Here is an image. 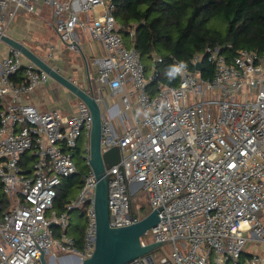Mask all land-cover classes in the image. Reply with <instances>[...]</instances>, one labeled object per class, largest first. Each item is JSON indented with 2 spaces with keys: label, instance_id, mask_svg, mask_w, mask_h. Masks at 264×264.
<instances>
[{
  "label": "built area",
  "instance_id": "obj_1",
  "mask_svg": "<svg viewBox=\"0 0 264 264\" xmlns=\"http://www.w3.org/2000/svg\"><path fill=\"white\" fill-rule=\"evenodd\" d=\"M38 1L53 7L55 29L70 48L78 49V28L103 43L98 83L122 92L126 111L135 101L142 112L120 133L114 117L102 112V149L117 145L121 151L120 161L106 169L109 212L115 227L138 222L132 201L144 190L158 222L142 244L160 243L165 253L159 260L151 252L123 264H237L248 241L264 242V49L230 53L229 42L207 46L191 59L194 69L175 60V83L160 81L152 92L157 74L148 76L138 50L125 44L113 0H0V34L7 35L19 7L35 12ZM203 57L213 69L207 77ZM20 70L23 79L16 81ZM49 77L40 67L24 66L22 51L8 45L0 62V192L8 200L4 208L0 202V264H42L47 255L48 264L67 256L83 261L95 250L92 168L65 209L54 207L62 181L78 172L75 153L84 133L89 164L93 116L83 100L68 116L22 101ZM96 100L101 106L102 99ZM28 152L34 159L25 173ZM85 204L79 249L67 229ZM243 264H264V255L253 253Z\"/></svg>",
  "mask_w": 264,
  "mask_h": 264
},
{
  "label": "trees",
  "instance_id": "obj_2",
  "mask_svg": "<svg viewBox=\"0 0 264 264\" xmlns=\"http://www.w3.org/2000/svg\"><path fill=\"white\" fill-rule=\"evenodd\" d=\"M113 1L117 30L125 44L138 50L146 72L153 69L157 74L149 84L152 92L160 81L175 83V60H181L194 69L191 59L199 53L204 55L207 46L229 42L232 45L230 53L243 48L264 49V0ZM156 56L161 60H155ZM202 63V76H210L213 69L205 57ZM14 79L20 81L23 78L18 75ZM75 155L78 172L65 178L58 187L54 203L58 212L63 211L66 203L77 195L91 169L81 146L78 145ZM24 159L23 172L28 173L34 156L28 152ZM83 160L86 164L82 166ZM4 201L6 204L2 208L7 207L8 200L0 192V202ZM86 207L85 204L80 208L76 217L72 215L67 229L79 249L83 247L87 226ZM143 237L149 240L147 235ZM250 256L244 251L237 264H243Z\"/></svg>",
  "mask_w": 264,
  "mask_h": 264
},
{
  "label": "crops",
  "instance_id": "obj_3",
  "mask_svg": "<svg viewBox=\"0 0 264 264\" xmlns=\"http://www.w3.org/2000/svg\"><path fill=\"white\" fill-rule=\"evenodd\" d=\"M88 17L92 19L93 13H89ZM12 23L13 26L10 27ZM7 35L23 44L56 72L82 88L92 90L96 97L101 98V110L105 116L114 117L113 123L117 133H120L124 126L142 117V112L135 101L133 109L126 111L122 103L123 93L114 94L108 85L102 86L98 83L100 59L106 54L103 43L93 39L87 31L78 28L74 34V42L78 49L70 48L61 40L55 29L54 9L51 5L38 1L35 12L19 7L15 17L7 26ZM0 42L6 45L5 49L0 51L1 62L7 54L8 43L3 40ZM22 63L24 66L33 64L39 67L34 60L23 53ZM152 72L153 69L147 71V75L151 76ZM23 73V70H20L18 75L23 78ZM126 87L129 89L130 85ZM80 100L71 90L51 76L46 82L22 96L23 102L33 104L41 110L58 108L63 116L75 113ZM88 141L89 137L84 133L79 140V146L84 149V153ZM259 216L264 224V211H261ZM250 242L256 246V251H251L249 247L247 250L245 248L246 252L264 255V242L258 240Z\"/></svg>",
  "mask_w": 264,
  "mask_h": 264
},
{
  "label": "water",
  "instance_id": "obj_4",
  "mask_svg": "<svg viewBox=\"0 0 264 264\" xmlns=\"http://www.w3.org/2000/svg\"><path fill=\"white\" fill-rule=\"evenodd\" d=\"M1 40L8 45L19 48L23 54L34 60L38 66L46 70L51 77L58 80L76 96L87 103L93 116V127L91 131V158L89 164L97 179L96 186V219H97V240L93 255L77 264H123L134 258L143 255H150L151 251L160 246V243L150 242L142 244L141 238L158 222L156 210H152L138 222L121 227L112 225L108 205V176L106 169L118 163L121 158V151L117 145L107 150L102 149V110L92 90L82 88L66 76L56 72L38 56L28 50L23 44L8 35H1ZM201 69V64L196 65ZM79 261V262H78ZM42 264H48L45 257H41ZM61 264H67L61 260Z\"/></svg>",
  "mask_w": 264,
  "mask_h": 264
},
{
  "label": "rangeland",
  "instance_id": "obj_5",
  "mask_svg": "<svg viewBox=\"0 0 264 264\" xmlns=\"http://www.w3.org/2000/svg\"><path fill=\"white\" fill-rule=\"evenodd\" d=\"M13 26V23L11 24L10 27ZM6 45L3 42H0V51H2L3 49H5ZM80 158L77 157V160H79ZM85 161L83 160L82 162V166L85 165ZM132 206H133V210L135 213H137L139 215L140 218L145 217L148 213L151 212V207H150V203H149V199H148V195L144 190H140L139 192L136 193V195H134L133 197V201H132ZM77 215H79V212H75L73 214L74 217H76ZM146 236V235H144ZM149 238H151V236L148 234L147 235ZM250 247V250L255 252L256 251V246L254 244H252L250 241L247 242L245 248L246 250ZM152 253L154 254L155 257H157V260H159V258L165 253V250L162 247H158V249H155L154 251H152ZM46 260L48 261V255L46 256ZM56 263L57 264H61L60 262V258L56 259Z\"/></svg>",
  "mask_w": 264,
  "mask_h": 264
},
{
  "label": "bare ground",
  "instance_id": "obj_6",
  "mask_svg": "<svg viewBox=\"0 0 264 264\" xmlns=\"http://www.w3.org/2000/svg\"><path fill=\"white\" fill-rule=\"evenodd\" d=\"M63 260L67 264H77L78 258H76L75 256H67V257H64Z\"/></svg>",
  "mask_w": 264,
  "mask_h": 264
},
{
  "label": "clouds",
  "instance_id": "obj_7",
  "mask_svg": "<svg viewBox=\"0 0 264 264\" xmlns=\"http://www.w3.org/2000/svg\"><path fill=\"white\" fill-rule=\"evenodd\" d=\"M175 71H179V69L177 68V69H175Z\"/></svg>",
  "mask_w": 264,
  "mask_h": 264
}]
</instances>
